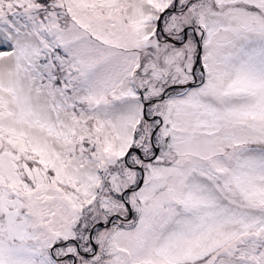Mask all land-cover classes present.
<instances>
[{"label":"snow or ice","instance_id":"snow-or-ice-1","mask_svg":"<svg viewBox=\"0 0 264 264\" xmlns=\"http://www.w3.org/2000/svg\"><path fill=\"white\" fill-rule=\"evenodd\" d=\"M0 264H264V0H0Z\"/></svg>","mask_w":264,"mask_h":264}]
</instances>
